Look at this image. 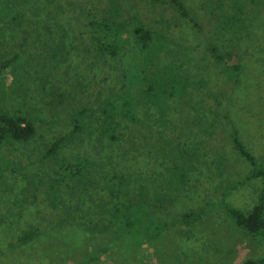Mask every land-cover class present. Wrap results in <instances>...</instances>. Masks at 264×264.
Wrapping results in <instances>:
<instances>
[{
  "label": "rangeland",
  "instance_id": "obj_1",
  "mask_svg": "<svg viewBox=\"0 0 264 264\" xmlns=\"http://www.w3.org/2000/svg\"><path fill=\"white\" fill-rule=\"evenodd\" d=\"M108 1L60 0L65 12L73 16L69 20L54 10L61 5L51 4L53 1L31 0L27 4L19 1L21 6L15 3L13 8V4L2 8L0 58L17 53L19 60L0 78V108L30 110L36 132L26 147L8 146L15 149L7 158H2L4 153H0V162L11 163L16 150L19 172H25L28 180L34 181L33 185L27 182L26 185L30 186L31 193L38 192L39 208L44 204H55L56 208L61 203L69 204L67 208H76L77 202L85 208L91 203L90 196L94 198L104 195L106 189L109 191L106 183L123 171V167L133 173L134 180L157 175L168 166L170 152L166 150L170 145L193 147L197 145L195 141H200L197 146L200 157L193 164L200 161L199 168L192 174L187 195L182 196L178 208L198 207L211 201L212 209L196 223L192 239L185 240L175 230H169L164 232L163 244L160 240L153 247L150 242L134 252L126 248L123 237L111 246L107 243L109 233L82 232L80 235L79 230L68 227L54 230L49 225L52 222L44 225L38 222L40 234L22 244L17 242V234L29 223L23 224L21 220L25 215L20 209L23 205L13 208L1 205L4 218L12 221L6 225L4 219L0 224V264H243L245 260L264 255V246L216 207L224 200L248 210L261 186V181L255 178L223 193L229 183L242 180L250 168L232 146L233 130L256 157L264 150V0H242L243 21L235 35L227 29H215L218 12L229 11L230 0L207 3L206 0H182L196 11L198 26L181 17L166 0H115L121 13L119 20L139 17L154 28L157 37L165 39V47L160 51L161 62L181 63L193 79L202 78L207 83L195 84L196 89H189L185 98L189 101L171 102L172 109L166 119L168 128L159 135L153 125L158 113L154 111L153 115L152 108L145 110L137 105L136 122L117 117L120 137L114 142L97 131L101 115L99 99L115 95L123 83L132 87L131 68H140L142 60L131 43L125 44L116 57L92 53L88 27L84 25L88 19L86 13L101 9ZM10 24L16 28H10ZM60 41L65 48L62 57L52 60L48 57L49 49L62 44ZM210 42L236 51L241 70L234 84L227 81L221 66L213 62L206 48ZM66 50L69 53L64 59ZM207 91L218 95L220 106ZM82 105L89 107L83 130L57 154L68 164L75 163L78 157L89 160L88 169L77 176L73 168L71 173L43 158L42 152L53 137L71 128L70 115ZM101 143L107 147L100 157L97 147ZM5 171L0 175V187L5 182ZM54 178L60 183L52 184ZM68 181L84 189V193L78 195ZM20 188L21 182L13 183V191ZM17 209L21 212L20 221L14 222ZM76 212L81 214L77 209ZM103 246L106 250L101 253ZM88 253L93 254L90 260Z\"/></svg>",
  "mask_w": 264,
  "mask_h": 264
},
{
  "label": "trees",
  "instance_id": "obj_2",
  "mask_svg": "<svg viewBox=\"0 0 264 264\" xmlns=\"http://www.w3.org/2000/svg\"><path fill=\"white\" fill-rule=\"evenodd\" d=\"M19 1L27 4L31 0H1L0 11L4 6L9 8L11 4H13V8L15 3H19L18 6H21L22 3ZM49 1H53L51 4H60L61 7H56L54 10L64 14L68 20L69 17H73L70 12H65L60 0H37L39 3ZM166 1L181 17L190 21L194 26H198L197 13L194 9L187 7L182 0ZM208 1L206 0V3ZM213 2L211 1V3ZM206 3L205 5H207ZM230 6L229 11L218 12L215 29H227L230 34L235 35L242 26L244 1L230 0ZM15 14L17 15V13ZM86 14L88 19L84 25L88 27L89 45L92 53L95 51L97 55L116 57L125 44L131 43L134 52L137 51L142 60L140 68L135 66L131 68L132 87L123 83L115 95L99 99L98 106L101 115L97 125L98 133L111 140L110 142L117 141L120 137L117 129V117L136 122L138 119L137 105H142L145 110L152 108L153 115L158 113L153 125H156L157 135L163 133L164 129L168 128L166 119L168 112L172 109L171 102L175 100L189 101L185 100L189 89H196L195 84H206L207 82L202 78L193 79V76L183 69L181 63L161 62L160 51L165 47V39L157 37L154 28L139 17L133 16L119 20L118 17L121 13L115 0H109L99 10H88ZM11 18L16 20L15 16ZM15 26L10 24V28L15 29ZM60 43L62 44L58 43L59 45L56 44L49 49L48 57L50 59L59 60L62 57V51L65 48L63 41ZM206 48L211 54L213 62L217 66H221V71L227 81L234 84L241 70L236 51L222 49L212 42L208 43ZM68 53L66 50L63 55L64 59ZM17 60H19L17 53L0 58V78L10 70ZM207 93L214 98L216 105L220 106L218 95L213 91H207ZM88 111L87 105L73 110L69 118L71 128L65 133L53 137L42 152L43 158L57 163L62 169L69 170L71 173H73V168L77 172L75 173L77 176H82L83 172L88 169L89 160L85 157H78L75 163L68 164L63 159H59L57 154L63 146L74 141L83 130L84 118L88 115ZM32 115L30 110L0 108V153H4L2 158H7L15 149H8V146L20 144L26 147L33 140L36 129ZM230 141L236 153L250 165V168L242 180L229 183L223 193L226 194L236 185L247 183L255 178L261 181V186L256 201L248 210L244 211L224 200H220L216 207H219L247 235L264 246V150L259 157L253 155L240 140L235 129L230 136ZM195 142L197 145H193V147L179 143L170 145L166 150V152H170L168 166L165 171L163 170L157 175L151 174L148 177L134 180L133 173L123 167V171L121 170L118 175H113L106 183L109 191L106 189L104 195L94 198L90 196L91 203L86 204L85 208L81 207L79 202L76 203V208H67L69 204L64 205L63 203L56 208L55 204H49L53 207L44 204L43 208H39L38 192L31 193L30 186L26 185V182L28 185H33L34 181L31 178L28 180L29 176L25 172L22 174L19 172L20 163L16 160L19 154L15 150L11 157V163L6 160L0 162V175L6 170L4 173L5 182H2L0 187V198H2L0 206L13 208L15 205H23V208L20 209L25 215L21 220H23V224L29 223L17 234V242L22 244L34 240L40 234V225L51 222L52 224L49 225L54 230L68 227L79 230L80 235L82 232L99 235L109 233L107 243H110L111 246H114L116 241L118 242L123 237L126 248L134 252L150 242L153 247H156L155 244L160 240L163 244L164 232L169 230H175L185 240L192 239L195 235L196 223L207 216L213 206V202L206 201L198 207L178 208V205H181L182 196L187 195V190L193 179L192 174L199 168L200 161L193 165L200 157L199 150H197L200 141ZM105 147H107L105 143L98 145L97 153L100 157L102 156L101 152L105 154ZM161 151L164 152V147ZM75 175L72 176L74 180ZM59 181L54 178L51 183L56 184ZM20 182L21 188L13 191V183L20 184ZM111 182L113 185H109ZM68 184L72 185L70 187L78 195L84 193V189L75 187L76 185L71 181H68ZM68 184L66 185L68 186ZM76 209L81 214H78ZM18 210L14 211V222L20 221L18 215L21 212L18 213ZM87 210L89 214L85 213ZM3 213V211L0 212V224L5 219V223L8 225L7 223L12 220L4 218ZM38 222L40 225L37 224ZM105 250V246L100 248L101 253ZM92 256V253H88L89 260L92 259ZM243 264H264V255L256 259L245 260Z\"/></svg>",
  "mask_w": 264,
  "mask_h": 264
}]
</instances>
